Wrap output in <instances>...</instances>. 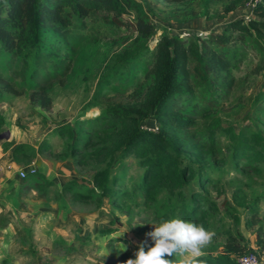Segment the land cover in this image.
Returning a JSON list of instances; mask_svg holds the SVG:
<instances>
[{"label": "rangeland", "instance_id": "rangeland-1", "mask_svg": "<svg viewBox=\"0 0 264 264\" xmlns=\"http://www.w3.org/2000/svg\"><path fill=\"white\" fill-rule=\"evenodd\" d=\"M140 1L156 29L148 41L129 25L133 14L98 12L85 23L74 19L67 35L50 36L36 59L0 46V165L5 166L2 175L18 184L7 196L0 186V264H124L135 259L140 242L152 243L146 236L154 230L152 224L183 218L181 195L189 202L193 192L208 208L203 226L216 233L204 256L225 254L238 262L242 255L255 253L264 264V162L244 160L238 165L234 158L235 139L253 135L259 139L255 147L264 153L262 26L251 25L245 34L227 33L222 52L231 60L232 76L224 82L200 85L193 57L181 62L182 87L206 91L202 99L192 94L180 113L189 122L186 132L203 141L216 130L217 159L210 155L201 172L215 186L201 188L194 165L195 174L182 188L174 193L163 189L156 202L147 205L142 193L132 192L143 174L134 154L117 150L101 160L92 157L104 144V133L112 130L107 107L138 108L146 102L160 65V41L178 39L186 48L200 35L224 31L234 20L264 22L263 7L256 14L258 8L250 0ZM137 117L143 129L158 131L152 115ZM20 144L26 152L16 162L11 151ZM188 164L181 159V167ZM32 166L54 184L28 189L42 182L35 177L22 181L19 171ZM96 179L115 187L116 198L100 196ZM69 181L92 198L75 199L73 191L65 190ZM237 189L261 198L255 226L248 223L250 210L233 200ZM227 232L243 236L242 250L225 249ZM123 244L127 251L121 252Z\"/></svg>", "mask_w": 264, "mask_h": 264}, {"label": "trees", "instance_id": "trees-1", "mask_svg": "<svg viewBox=\"0 0 264 264\" xmlns=\"http://www.w3.org/2000/svg\"><path fill=\"white\" fill-rule=\"evenodd\" d=\"M163 1L176 3L184 0ZM255 7L258 8L255 9L256 14H260V8L264 9V1ZM98 12H115L118 17L125 13L133 14V21L129 25L144 41H148L156 30L140 0H0V46L5 51L16 52L25 59L31 57L36 59L39 50H42L50 36L54 33L67 35L74 24V19L85 23ZM251 25L264 28L263 21L252 19L245 23L240 19L230 22L222 32L211 31L200 35L198 41L193 40L186 48L178 39L173 43L169 40H164L163 43L160 41L158 44L161 55L160 65L146 102L138 108L117 105L107 107L105 114L112 130L104 133V144L92 153V157L101 160L117 150L134 154L143 167V174L140 180L134 183L132 192L142 193L147 205L156 202L163 189L174 193L175 190L182 188L195 174L196 167L199 169V186L203 189L215 186L213 180L205 178V174L201 172L207 158L210 155L215 157L216 130L211 129L208 141H203L198 135L186 132L189 122L180 113V109L192 94L197 93L202 99L206 91H198L194 85L182 87L179 81L180 66L183 58L193 57L197 62L200 85L201 82L207 85L230 79L231 60L222 52L228 43L227 33L234 31L245 34L250 31ZM170 44L173 45L172 51L169 48ZM124 61L129 63L131 59ZM137 115H152L159 124L158 131L143 129ZM258 140L256 135L250 138L242 137L240 141L235 139L234 158L238 165L244 160L258 164L264 162L263 151L258 150L254 145L258 144ZM25 152L23 145H17L12 149L11 157L16 162H20V156ZM182 158H186L189 164L181 167ZM194 165L196 167H193ZM32 177L42 182L34 186L28 185L27 188L31 190L54 184L40 171L27 174L22 181L27 183ZM96 183L101 189L100 196L116 198L115 187L106 186L100 179H96ZM77 186L76 181H69L65 185V190L73 191V197L77 200L88 201L92 198V193H83ZM126 194L130 197L133 195L130 192ZM181 199H185L181 208L183 219L201 222L206 226L208 208L201 205V195L193 192L189 202L186 201L185 195H181ZM260 199V197H250L242 189L233 192L235 203L250 210L251 218L248 223L251 226L260 222L258 218ZM98 200L101 201V197ZM242 239L241 234L234 235L227 232L225 249L239 252L243 249L239 242ZM203 258L206 259L207 264H239L225 254L216 258L206 256Z\"/></svg>", "mask_w": 264, "mask_h": 264}, {"label": "clouds", "instance_id": "clouds-1", "mask_svg": "<svg viewBox=\"0 0 264 264\" xmlns=\"http://www.w3.org/2000/svg\"><path fill=\"white\" fill-rule=\"evenodd\" d=\"M152 225L154 230L146 234L152 243L147 239L140 242L135 259L129 258L124 264H207L204 250L213 241L214 231L179 216L161 218ZM123 251L127 245L123 244Z\"/></svg>", "mask_w": 264, "mask_h": 264}, {"label": "built area", "instance_id": "built-area-1", "mask_svg": "<svg viewBox=\"0 0 264 264\" xmlns=\"http://www.w3.org/2000/svg\"><path fill=\"white\" fill-rule=\"evenodd\" d=\"M263 1L264 0H250V3L252 4V6H256L259 3H262ZM36 171H37L36 168H34L33 166L29 167L26 170L25 169H21L19 171L20 172V177L24 178L27 174L34 173ZM238 262H239V264H261V262L259 261V259H258V257L256 256L255 253L242 255L239 258Z\"/></svg>", "mask_w": 264, "mask_h": 264}, {"label": "crops", "instance_id": "crops-1", "mask_svg": "<svg viewBox=\"0 0 264 264\" xmlns=\"http://www.w3.org/2000/svg\"><path fill=\"white\" fill-rule=\"evenodd\" d=\"M8 160H9V158H8ZM8 165L14 166V164H12L10 162H8ZM4 168H5V166L0 165V186L4 187L5 192L6 191L8 192V193H5V195L7 196V195H11L14 191L17 190L18 184L16 183V181L14 179L11 180L10 182L7 180V179L12 178L11 176L8 175V177H6L7 175H4V176L2 175L4 172L3 171ZM3 197H4V195H3ZM5 199H7V198H5Z\"/></svg>", "mask_w": 264, "mask_h": 264}, {"label": "water", "instance_id": "water-1", "mask_svg": "<svg viewBox=\"0 0 264 264\" xmlns=\"http://www.w3.org/2000/svg\"><path fill=\"white\" fill-rule=\"evenodd\" d=\"M1 138V137H0Z\"/></svg>", "mask_w": 264, "mask_h": 264}]
</instances>
